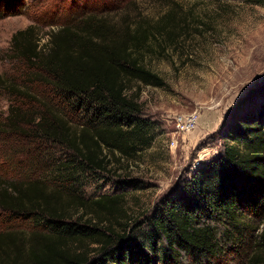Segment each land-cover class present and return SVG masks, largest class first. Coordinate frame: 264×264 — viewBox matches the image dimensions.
<instances>
[{"label":"trees","instance_id":"trees-1","mask_svg":"<svg viewBox=\"0 0 264 264\" xmlns=\"http://www.w3.org/2000/svg\"><path fill=\"white\" fill-rule=\"evenodd\" d=\"M242 1L264 5V0ZM174 18L168 13L156 25L138 23L114 38L102 19L90 15L50 33L44 48L31 40L32 27L13 36L18 58L46 75L36 82L68 105L70 114L86 115L83 122L69 121L55 103L28 122L30 129L19 127L22 119L12 125L9 133L31 146L53 142L69 151L63 161H54L55 180L69 179L53 188L33 174L0 178L1 224L8 226L0 232V264H226L230 255L246 250L255 229L251 217L264 215V128L258 122L240 124L227 134L230 141L218 158L198 167L151 214L121 232L113 223L101 229L96 221L91 224L94 218L104 221L102 214L121 224L116 215L123 212L120 203L126 195L89 201L65 186L68 181L75 186L83 173L105 172L111 156L130 160L152 146L157 126L145 116L136 84L165 86L146 66L145 56L156 33L175 39ZM17 96L29 97L19 91ZM72 197L80 222L70 221L74 217L65 201ZM19 221H32L36 231L9 229ZM257 239L246 264H264V229ZM88 244L96 245L94 255Z\"/></svg>","mask_w":264,"mask_h":264},{"label":"rangeland","instance_id":"rangeland-1","mask_svg":"<svg viewBox=\"0 0 264 264\" xmlns=\"http://www.w3.org/2000/svg\"><path fill=\"white\" fill-rule=\"evenodd\" d=\"M168 13H174L175 39L156 33L145 56L146 66L165 86L136 84L142 90L144 114L157 126L152 146L130 160L111 156L105 172L83 173L75 186L69 181L65 185L74 196L89 201L126 195L120 203L124 213L116 215L121 224L106 221L102 214L104 221L94 218L91 225L96 221L101 229L113 223L121 232L130 222L142 221L198 167L218 158L230 141L227 134L237 126L255 121L264 128V5L242 0H0V178L11 181L33 174L49 187L60 188L69 177L55 180L54 161H63L69 151L53 142L31 146L9 131L21 119L19 127L30 129L28 122L47 114L45 105L56 103L69 121L78 118L77 122H83L86 115L70 114L68 105L59 103L49 88L36 82L44 81L46 75L18 58L12 40L17 32L32 27L31 40L44 48L50 33L72 27L90 15L102 19L115 38L138 23L156 25ZM18 91L29 97L17 96ZM195 112L197 128L177 133L175 116ZM124 181L137 185L121 183ZM73 198L65 201L74 217L70 221L80 222ZM2 218L0 213V232L8 229L1 224ZM251 218L255 227L248 235L251 242L246 250L230 255L226 264H246L264 229V215ZM9 229L31 234L36 226L32 221H19ZM86 248L92 255L97 249L89 244Z\"/></svg>","mask_w":264,"mask_h":264},{"label":"built area","instance_id":"built-area-1","mask_svg":"<svg viewBox=\"0 0 264 264\" xmlns=\"http://www.w3.org/2000/svg\"><path fill=\"white\" fill-rule=\"evenodd\" d=\"M198 123L199 116L196 112L188 115H177L174 118L175 131L180 134L194 131ZM173 144H175V141H172Z\"/></svg>","mask_w":264,"mask_h":264}]
</instances>
